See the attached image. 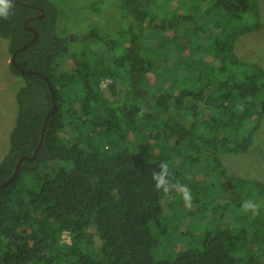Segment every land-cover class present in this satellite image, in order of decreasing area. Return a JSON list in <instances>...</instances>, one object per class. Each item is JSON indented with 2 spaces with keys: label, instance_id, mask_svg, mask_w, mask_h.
Instances as JSON below:
<instances>
[{
  "label": "trees",
  "instance_id": "trees-1",
  "mask_svg": "<svg viewBox=\"0 0 264 264\" xmlns=\"http://www.w3.org/2000/svg\"><path fill=\"white\" fill-rule=\"evenodd\" d=\"M17 1L0 5L9 13L0 18V38L12 57L34 38L30 18L38 40L17 62L50 78L55 97L42 76L10 64L24 83L0 163V264H264V180L226 166L253 149L264 120V66L233 45L239 32L264 27L260 2L199 0L201 16L159 20L154 0H124L133 34L118 55L116 46L72 53L50 1ZM135 26L193 35L146 46ZM96 38L92 30L82 41ZM120 85L126 93L117 100ZM43 135L36 160L9 181ZM162 161L176 185L167 193L153 179ZM246 200L260 205L258 215L242 209Z\"/></svg>",
  "mask_w": 264,
  "mask_h": 264
},
{
  "label": "rangeland",
  "instance_id": "rangeland-1",
  "mask_svg": "<svg viewBox=\"0 0 264 264\" xmlns=\"http://www.w3.org/2000/svg\"><path fill=\"white\" fill-rule=\"evenodd\" d=\"M50 1L59 11L58 32L63 38L71 37L70 51L72 53L84 50L87 54L94 50L104 52L110 46L118 47V55L121 53L123 45L131 42L132 32H128L129 24L124 18V0H47ZM261 4L263 24H264V0H256ZM206 4L199 0H154L152 10L154 16L159 20L165 17H172L176 13L193 14L201 16ZM222 13V12H220ZM217 20L216 15L212 21ZM215 24V23H213ZM228 24L225 23V27ZM211 28V27H210ZM92 30L98 31L101 39L82 41L83 36L88 35ZM133 32L139 36L142 45L148 46L154 39H166L168 36H178V40H186L185 35L192 36V32L182 29L178 33H166L154 28L134 27ZM77 40V41H76ZM115 42V43H114ZM109 43V44H108ZM233 45L240 56L256 57L264 66V27L256 32L241 31L234 38ZM116 50V51H117ZM164 55V53H163ZM61 64L66 65L70 62L67 57L59 59ZM207 62V61H206ZM208 63V62H207ZM11 55L9 52L8 41L0 38V163L5 158L10 147V135L15 127L18 106L16 102L17 89L23 85L21 77L15 75L11 68ZM69 64V63H68ZM71 64V63H70ZM195 72L193 70H190ZM185 74L184 67L182 68ZM110 80H104L102 88L105 96L110 97L108 91ZM264 82V81H263ZM117 100H120L126 90L120 85ZM260 126L256 131L255 144L253 149L242 156H235L226 162L229 171L239 170L243 174L253 175L255 178L264 180V120L260 121ZM179 218V211H175ZM174 212L169 210L168 216L172 217ZM180 219V218H179ZM172 230L169 231L171 233ZM63 240L70 242L68 234L63 236ZM168 243L163 244L165 250H169ZM162 248V247H161ZM162 254H166L165 251ZM168 254V253H167ZM160 255V254H159ZM171 257V254H168Z\"/></svg>",
  "mask_w": 264,
  "mask_h": 264
},
{
  "label": "water",
  "instance_id": "water-1",
  "mask_svg": "<svg viewBox=\"0 0 264 264\" xmlns=\"http://www.w3.org/2000/svg\"><path fill=\"white\" fill-rule=\"evenodd\" d=\"M6 1H9V2H12V3H15V4H19V5H20V4H23V3H21V2H18L17 0H6ZM42 12H43V10H42ZM43 16H44V14L42 13L41 18H42ZM28 23H29V20H27L26 23H25V24H26V27H27V29H28L29 31H32V32L34 33V40H33L30 44H28L27 46H24V47H22V48L16 50V52H15V53L13 54V56L11 57V65H13L18 71H20V72H21L22 74H24V75H39V76H42V77L44 78V80L49 84V87H50V90H51V92H52V95H53V97H55V89H54V85L52 84V81H51L50 78H48L47 76H45V75H43V74H41V73H38V72H35V71H29V70H26L25 68H23V67L17 62V58H16L17 55H18L21 51L27 49L30 45H33V44L37 41L38 36H39V32H38L35 28H33L32 26H29ZM55 108H56V106H55V104H54L52 110L50 111V113L48 114V116H47V118H46L45 125H44V130H43L44 133H45V131H46V127H47L48 121H49L50 117L53 115V113H54V111H55ZM43 142H44V135H43V138H42V141H41L40 145L38 146L37 150L34 152V155H33V156H27V155H25V156H22V157L20 158V160H19L18 163H17L16 169H15V173H14V175L12 176V178H11L9 181L14 180V179L19 175V172H20V169H21V166H22L23 162H29V161H35V160H36L37 155H38V153H39V151H40V149H41V147H42V145H43ZM1 173H2V170H1V168H0V175H1ZM4 185H5V184H3L2 186H4Z\"/></svg>",
  "mask_w": 264,
  "mask_h": 264
},
{
  "label": "clouds",
  "instance_id": "clouds-1",
  "mask_svg": "<svg viewBox=\"0 0 264 264\" xmlns=\"http://www.w3.org/2000/svg\"><path fill=\"white\" fill-rule=\"evenodd\" d=\"M0 5H6V0H0ZM7 6L10 7V5ZM8 16L9 13L7 11L0 10V18L7 19ZM159 168V172H153V179L156 182L155 186L158 191L163 190L165 193H167L170 190L174 189L176 185L172 184L168 179H166V177L168 176L167 162L162 161L159 165ZM182 188L186 203L190 206V189L186 185L182 186ZM241 207L245 212L251 211L253 215L259 214L260 205L255 203L254 201L246 200L241 205Z\"/></svg>",
  "mask_w": 264,
  "mask_h": 264
},
{
  "label": "flooded vegetation",
  "instance_id": "flooded-vegetation-1",
  "mask_svg": "<svg viewBox=\"0 0 264 264\" xmlns=\"http://www.w3.org/2000/svg\"><path fill=\"white\" fill-rule=\"evenodd\" d=\"M43 14H44V13H43ZM41 16H42V15H40V16H37V18H41ZM43 17H44V16H43ZM43 17H42V18H43ZM27 20H29V21H30V18H29V19H27ZM27 20H26V21H27ZM26 21H25V23H26ZM28 25H29V26H31L29 23H28ZM25 27H26V24H25ZM26 28H27V27H26ZM33 28H34V27H33ZM27 30H28V29H27ZM31 32H32V31H31ZM33 40H34V38H33ZM33 40H32V41H33ZM37 40H38V39H37ZM32 41H31V42H32ZM31 42H30V43H31ZM30 43H29V44H30ZM27 45H28V44H27ZM27 45H26V46H27ZM30 46H31V45H30ZM23 47H24V46H23Z\"/></svg>",
  "mask_w": 264,
  "mask_h": 264
}]
</instances>
